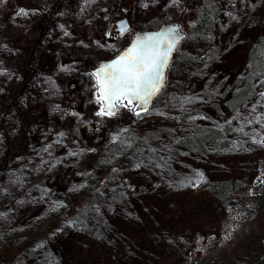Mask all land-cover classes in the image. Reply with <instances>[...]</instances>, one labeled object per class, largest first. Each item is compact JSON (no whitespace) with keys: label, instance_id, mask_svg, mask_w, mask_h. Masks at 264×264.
Returning a JSON list of instances; mask_svg holds the SVG:
<instances>
[{"label":"rangeland","instance_id":"374dc122","mask_svg":"<svg viewBox=\"0 0 264 264\" xmlns=\"http://www.w3.org/2000/svg\"><path fill=\"white\" fill-rule=\"evenodd\" d=\"M58 1H0V114L5 115L0 125V167L5 154L14 158L7 165L6 178L0 179V249L6 250L14 243L13 237L21 234L29 244L40 239L26 250L30 257L27 264H131L111 258L110 248L104 244L111 232L108 219L117 214L112 205L101 207V225L94 232L69 228L51 235L50 231L60 225L56 219L73 214L70 205L81 199L84 188L74 184L77 169L84 161L85 165L97 161L108 176L112 175L127 122L142 134L170 125L168 122L176 115L204 106L200 93L203 83L228 82L238 77L244 68L243 52L264 32V0L251 9L246 0H224L221 8L231 14L234 22L220 27V43L214 37L209 48L218 55V63L210 64L204 58L199 67H183L180 57L188 55L195 60L198 50L182 43L169 70L174 95L168 104H158L143 118H134V112L126 108L115 117L97 116L100 105L95 98V79L88 68L112 59L128 45L133 34L144 31L151 21L164 25L179 19L177 24L185 34L184 27L191 23L188 14H178L171 0H129L126 12L131 13L130 18H114L119 0H60L57 6ZM20 8L29 10L28 15H19ZM123 19L131 34L117 36L115 23ZM109 32L118 38L115 44L107 41L100 45ZM31 60L28 66L32 77L28 78L24 70ZM54 82L70 83L69 94H57L52 88ZM184 97L193 102L182 110L180 101ZM116 134L120 140L114 143L112 137ZM261 136L264 128L259 125L256 137ZM258 146L257 164L244 170L251 179L236 191L214 235L197 239L192 248L184 241L183 264H226L264 237V215L258 206L264 194V146ZM145 167L124 165L118 173L115 171L117 188L130 198L147 195L148 202L155 206L170 192L173 178L160 179L158 171ZM203 177L199 182L187 180L195 191L203 190L209 180ZM118 228L123 234L131 230L123 223Z\"/></svg>","mask_w":264,"mask_h":264},{"label":"trees","instance_id":"16d2710c","mask_svg":"<svg viewBox=\"0 0 264 264\" xmlns=\"http://www.w3.org/2000/svg\"><path fill=\"white\" fill-rule=\"evenodd\" d=\"M122 1L119 0L115 4L114 18H130L131 13L126 12L129 0H124V3ZM223 1L178 0L173 3L171 0L178 14L187 13L188 19H191V23L184 27L183 43L198 50L195 60L188 55L180 57L179 64L183 67H199L204 58L210 64L218 63V55L209 48L214 37L217 43H220V27L234 22L231 14L222 10ZM246 1L249 2L250 9L263 2ZM60 3L59 0L57 6ZM180 21L175 20L177 23ZM148 24L144 31H153L163 25L154 21ZM116 38L115 35L108 36V39L103 38L99 43L102 45L109 41V44L113 45ZM242 58L243 71L234 80L202 84L200 93L205 104L201 108L194 109L191 113L178 114L168 122L170 125L160 126L155 131L148 130L145 134L130 121L127 122L128 131L117 146L119 157L117 164L111 168L112 175L108 176L103 165L97 161H92L90 165H85V161L81 163L74 183L84 188L81 199L78 204L70 205V209L75 211L73 214L63 212L67 214L56 219L60 225L50 231L51 235L69 228L89 229L94 232L101 225V207L109 204L116 208L117 213L115 217L108 219L111 232L104 242L105 246L110 248L108 250L111 258L131 264H183L184 241L191 243L192 248L197 239L217 232L220 218L235 197L236 191L252 177L244 173V170L248 171L251 165L257 164L259 146L253 142L252 136L256 135L260 124L247 125L243 117L248 116L252 104L258 101L264 103L259 96L260 92H264V83L257 84L258 80H264V32L252 40ZM31 62L32 60L27 62L24 70L28 78L32 77V71L29 69L31 67L28 66ZM99 62L91 64L88 72L91 73ZM169 70L164 92L154 101L151 108L158 104H168L172 94L174 95ZM28 80L26 81L30 83ZM69 86L68 82L63 85L54 82L52 88L59 95H68ZM261 109L264 110L259 107L257 110L261 112ZM238 112L241 118L235 119ZM144 115H135L134 118H143ZM4 116L0 114V125L4 122ZM190 116L200 121L190 120ZM226 121H231V124ZM241 123H244L247 135L235 130ZM217 125L222 126L223 130ZM4 145L7 150L6 141ZM149 147L156 151L150 152ZM13 160L14 158L5 154L0 167V179L6 178L7 165ZM141 161L147 170L158 171L156 174L160 179H166L168 176L173 178L170 192L164 197L161 195L163 199L155 206L148 202L147 195L130 198L117 188L116 175L121 167ZM17 165L22 167V162ZM115 171L117 173L114 176ZM200 173L209 180L203 190L195 191L187 178L199 182L204 178L200 177ZM258 206L259 213L264 215V194L259 197ZM119 223L130 227L128 229L131 230H125V234L119 233ZM13 240L14 243L12 242L6 250L0 249V264H27L26 260L30 257L25 252L33 242H39V237L31 240V244L21 234L13 237ZM256 242L241 255L230 258L226 264H264V237ZM115 251L117 256H114Z\"/></svg>","mask_w":264,"mask_h":264},{"label":"snow or ice","instance_id":"6c2138e0","mask_svg":"<svg viewBox=\"0 0 264 264\" xmlns=\"http://www.w3.org/2000/svg\"><path fill=\"white\" fill-rule=\"evenodd\" d=\"M85 2L87 3V0ZM177 2L178 0H173V3ZM143 6L147 7L148 5L144 4ZM28 11L20 8L18 14L28 15ZM126 33L131 34V28L127 21H120L118 34L124 36ZM107 35L111 37L112 33L109 32ZM184 39L185 36L181 33L179 25H171L156 32L133 34L128 46L119 51L114 59L108 63L100 64L95 71L90 73V76L95 79L96 103L100 105L96 115L115 117L122 108L133 111L137 117L141 116L142 113L147 114L154 99L164 92L167 83V71L172 64L173 54L179 50V45ZM261 83H264V80L257 81V84ZM259 96L261 101H264V92H260ZM192 102V98L184 97L180 101V108L183 110L184 105ZM258 107L264 108V103L258 101L252 104L248 116L243 117L247 125L257 123L264 126V112L257 115ZM159 114L163 115L164 113ZM173 118L175 119V117ZM203 118L208 119V117ZM240 118L238 112L235 119ZM189 119L194 120L195 118L190 116ZM226 123L231 124V121H226ZM217 127L223 130L222 126L217 125ZM235 130L247 135L244 123H241ZM123 131L127 132L128 129ZM119 140V134L112 137L114 143ZM252 140L254 143L264 146V136L257 139L256 135H253ZM149 151L155 152L156 149L149 147ZM71 155L75 156L76 153L73 152ZM142 164L143 161L135 164V167L139 169ZM199 175L202 178L203 174L200 173Z\"/></svg>","mask_w":264,"mask_h":264},{"label":"water","instance_id":"95a60500","mask_svg":"<svg viewBox=\"0 0 264 264\" xmlns=\"http://www.w3.org/2000/svg\"><path fill=\"white\" fill-rule=\"evenodd\" d=\"M121 21H127V20L123 19V20H121ZM119 23H120V21L116 22V23H115V26H114V30H115V33L117 34V36H120V35L118 34V26H119ZM128 25H129V24H128ZM171 25H177V24L163 25V26H160V27H159L157 30H155V31H146V32H156V31L161 30L162 28H165V27H168V26H171ZM129 27H130V26H129ZM136 33H141V34H142V33H144V32H136ZM181 33H182V32H181ZM126 34H127V33H126ZM182 34H183V33H182ZM183 35H184V34H183ZM132 38H133V36H132ZM132 38H131V39H132ZM130 42H131V40H130ZM130 42H129V43H130ZM129 43H128V44H129ZM181 43H182V41H181ZM181 43H180V44H181ZM127 46H128V45H127ZM127 46H126V47H127ZM121 51H122V50H121ZM175 53H176V52H175ZM175 53H174V54H175ZM118 54H119V52H118L116 55H118ZM174 54H173V56H174ZM116 55H115V56H116ZM115 56H114L112 59H114ZM112 59H110V60H108V61H102V62H100L96 68H98V67L100 66V64H102V63H108V62H110ZM96 68H95V69H96ZM95 69H93L92 72L95 71ZM154 101H155V99H154ZM154 101H153V102H154ZM153 102H152V104H153ZM152 104H151V105H152ZM151 105H150L149 107H151ZM142 114H143V113H142Z\"/></svg>","mask_w":264,"mask_h":264}]
</instances>
